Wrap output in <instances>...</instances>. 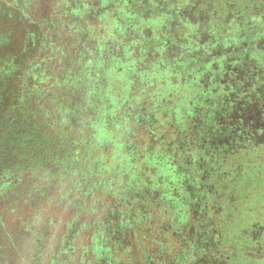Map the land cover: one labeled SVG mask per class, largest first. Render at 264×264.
Masks as SVG:
<instances>
[{
    "label": "flooded vegetation",
    "instance_id": "obj_1",
    "mask_svg": "<svg viewBox=\"0 0 264 264\" xmlns=\"http://www.w3.org/2000/svg\"><path fill=\"white\" fill-rule=\"evenodd\" d=\"M192 1L176 8L180 17L174 20L189 18L194 32L178 35L170 20L165 39L175 41L173 46L162 54H146V47L160 41L133 47V22L120 19L117 5L108 9L100 0H0V264H152L142 260L140 249H131L133 203L138 198L134 178L141 171L136 172L130 150L127 159L113 162L105 172L95 152H90V164L83 166L80 160L83 167L69 177L60 173L61 162L68 155L78 160L87 131L108 135L107 128L119 126L126 133L134 121H141L143 105L150 104L147 74L161 69L162 62L191 71L197 64L193 56L198 61L208 58L200 48L185 49L196 40L212 42L208 19L215 6L210 0ZM109 20L123 31V38L105 29ZM97 22L105 24L99 27ZM214 51L220 57L230 50ZM120 62L127 66L125 79L118 75ZM108 82L118 85L112 93L117 104L126 84L135 83L134 116L120 119L99 109L98 102L110 97ZM92 91H99L100 99L84 103ZM35 96L46 108L31 104ZM52 116L67 123L58 128ZM37 131L43 135L38 137ZM115 133L110 135L114 145Z\"/></svg>",
    "mask_w": 264,
    "mask_h": 264
},
{
    "label": "trees",
    "instance_id": "obj_2",
    "mask_svg": "<svg viewBox=\"0 0 264 264\" xmlns=\"http://www.w3.org/2000/svg\"><path fill=\"white\" fill-rule=\"evenodd\" d=\"M210 1L215 6L208 19L212 42L196 40L185 49L200 48L208 58L191 71L162 62L161 69L147 74L150 104L143 105V119L126 133L116 126L107 128L108 135L87 131L82 155H77L87 166L90 152L97 153L107 171L113 162L127 159L130 150L136 172L145 176L144 181L139 174L134 178L138 198L133 203L131 249H140L142 260L152 264H264V0ZM191 2L116 0V5L120 19L133 22L132 46L159 40L145 52L162 54L175 43L165 39L167 22L180 17L176 8ZM174 25L178 35L196 28L187 17ZM105 29L112 37L125 36L112 20ZM217 47L230 51L218 57L213 53ZM193 59L197 63V57ZM120 64L118 75L125 79L127 66ZM213 70L220 78H211L205 86L203 71ZM129 141L133 148L126 146ZM221 225L231 228L223 231ZM230 233L238 247L226 257L218 241Z\"/></svg>",
    "mask_w": 264,
    "mask_h": 264
},
{
    "label": "rangeland",
    "instance_id": "obj_3",
    "mask_svg": "<svg viewBox=\"0 0 264 264\" xmlns=\"http://www.w3.org/2000/svg\"><path fill=\"white\" fill-rule=\"evenodd\" d=\"M156 1L159 2V3H162L164 0H156ZM100 2H102V4L106 8H108V9H114L115 6H116V1L115 0H100ZM202 63H203L202 60L197 61L196 66H201ZM216 75H217V73L215 72V70H213V71H207V72L206 71L205 72L203 71V77L201 78V81L204 83L205 86H207L208 81L211 78H216L217 80L220 78L219 77L220 75L218 77ZM227 79H229V78L228 77L227 78L225 77L224 80L226 81ZM222 81H223V79H222ZM137 89H138V87H136L135 83L132 86H131V83H127L126 84L125 95L122 96L123 95L122 94L119 97V103L117 104V103H115V99L112 98V93L113 92H116L118 89L109 86L107 88V90H108V93L110 94V97H108L106 100L103 99V102H101V103L98 102V105L100 107L99 109L104 108L105 111L107 110L108 113H110L111 115H114L115 114V115L119 116L120 119H126V118H129L131 116H134V113L135 112L133 110V105L131 104V102H132L133 97L135 98V96H133V94L134 95L137 94V91H138ZM100 95L101 94L99 93V91H95V92L92 91L91 96H90V93L88 94V101L87 102H84V103H87L88 104L90 102L91 105H93L94 103L96 104V101H98L100 99L99 98ZM102 97H103V95H102ZM31 99H32L31 100V104L34 107H36V106H42L43 105L44 108H46L45 105H44L45 103L38 96H35L34 98H31ZM57 120H59V121H57ZM52 121L55 123V126H57L58 128H62V124L67 123L65 121V118H62V117H53L52 116ZM65 130L66 129H63V132H66ZM116 130L120 131L122 129L118 126L116 128ZM37 132L38 133H36V135L38 137L43 135V132L42 131L41 132L40 131H37ZM37 136H35V137H37ZM65 139L66 138H63L64 141H65ZM174 151H176V150H174ZM58 154L61 155V153L59 151H58ZM58 156H57V158H58ZM175 156H176V152H175ZM68 157H69V155H68ZM68 157L65 158V160H63L61 162V172L60 173L63 172L66 177H69L70 174H73V173L77 174L78 171H80V169L83 167V166H81L79 164V161L78 160L73 159V156L72 155H70V158H68ZM105 171H106V169L104 170V172ZM187 171L189 172V168H187ZM50 174L52 175V177L53 176H56V178H59L58 177V173L51 172ZM257 212L261 213L262 211L261 210H258ZM254 213H255V210H252V211H249L247 215L249 217H251V216L254 215ZM238 217L235 216V218H238ZM239 218H242V217L240 216ZM225 227H227L228 230L231 228L228 225L225 226ZM225 227L223 225L220 226L221 230H223V231L226 230ZM232 233H230V236H228V237L225 236V235H223L222 237H219L220 238V240L218 241V243H219V249L221 251V254L222 255H225L226 257H228L230 255V252H232V249L235 250L238 247V243L237 242L235 243L234 242V239L231 237L232 236ZM228 244H231L232 245V248L231 247L229 248ZM240 264H242V263H240Z\"/></svg>",
    "mask_w": 264,
    "mask_h": 264
}]
</instances>
